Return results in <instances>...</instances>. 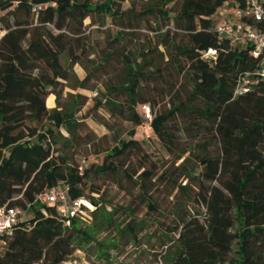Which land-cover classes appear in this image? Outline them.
Segmentation results:
<instances>
[{
	"label": "trees",
	"instance_id": "16d2710c",
	"mask_svg": "<svg viewBox=\"0 0 264 264\" xmlns=\"http://www.w3.org/2000/svg\"><path fill=\"white\" fill-rule=\"evenodd\" d=\"M112 2L0 0V206L26 211L0 264H68L77 251L86 260L91 257L92 264H125L118 256L128 246L140 247V235L150 225L136 216L133 203L108 207L98 188L86 196V181L94 175L132 182L142 190L135 197L153 212L160 210L148 194L153 180H170L173 189L193 192L203 206L194 214L177 209L174 226L160 223L163 233L177 231V237L162 241L160 253L147 256L145 264H156L158 256L161 264H264V80L233 96L239 74L259 67L260 61L249 54V45L219 36L214 19L224 7L243 6V0L151 2L140 15L171 19L175 40L164 43L161 62L123 54L118 81L106 86L104 102L98 100L111 114L129 120L130 129L89 166L70 163L64 150L56 154L61 139L68 145L61 130L75 136L81 124L77 108H47L45 102L52 103L57 84L68 81L72 65L79 62L75 41L86 18L92 13L118 21L130 18V9L120 12ZM170 3L177 4L175 10L166 8ZM20 10L24 17L17 15ZM128 23L123 27L132 28ZM209 48L216 50L215 57L203 59ZM112 57L107 51L102 65ZM85 81L77 86L85 87ZM144 83L170 86L168 107L155 109L153 117L151 111L150 120L141 105L156 108L163 99L145 92ZM146 123L174 154L169 169L159 172L155 162L152 168L145 163L135 168L127 160L136 153L151 161L143 153L144 143L135 138L136 128ZM60 184L71 198L87 197L94 206L90 223L74 217L64 225L56 207L38 198Z\"/></svg>",
	"mask_w": 264,
	"mask_h": 264
},
{
	"label": "rangeland",
	"instance_id": "374dc122",
	"mask_svg": "<svg viewBox=\"0 0 264 264\" xmlns=\"http://www.w3.org/2000/svg\"><path fill=\"white\" fill-rule=\"evenodd\" d=\"M89 1L101 3L107 0ZM153 1L155 0H113L112 7L120 12L130 9L126 13L130 17L129 19L124 18L123 21H118L109 15L92 13L91 17L84 20L79 41H75L78 46L76 52L79 62L72 65L69 72L70 79L68 81L60 80L57 84L56 94H51L52 103L47 104L45 102L47 108L60 105L58 110L62 108L63 110L71 108L73 110L77 108L78 110L75 116L81 126L77 128L75 136L69 135L62 129L61 134L66 138L68 145L65 146V139H61L54 146L58 150L56 154L61 150L66 151L70 163H81L89 166L92 162H100L103 153L109 150L118 138L125 137L126 131L130 129L129 120L120 114H111L106 107L98 103V100L104 102L103 97L106 93V86L111 83V80L118 81L117 74L120 73L118 71L122 68L123 54L135 59L140 56H154L158 62H161L159 54L165 50L164 43L170 39L175 40V25L171 19L165 20L160 16L140 15V12ZM176 7V3H170L166 8L175 10ZM17 15L24 17L26 13L20 10ZM219 18L218 15L214 17L215 20H219ZM10 20L12 22L13 18ZM129 21L132 28L123 27L127 26ZM118 32H120V37L118 40H114ZM3 33V31H0V36ZM107 51L112 52L113 57L109 59V65L103 66L101 63L103 62L102 57ZM116 57L119 59H116ZM96 66L100 67L96 69ZM84 78H86L85 87L77 86ZM144 86L145 92L150 95L158 94L159 100L163 99L156 108L150 105L153 117L155 109L168 107L170 86L160 83L158 85L144 83ZM81 95L85 97V100L81 99ZM172 122L173 125L179 127L177 120ZM144 127L143 125L136 128L135 138L144 143L143 153H148L151 156V161L144 160L141 154L136 153H129L127 160H130L135 168H138L139 164L142 163H145L146 168H152V164H154L152 162L156 163L159 172L167 167L170 168L174 154L160 143L150 129ZM177 128L175 127V132ZM172 178L177 184L182 180L175 176ZM184 183L185 181L182 184ZM172 185L170 180L166 183L153 180L148 194L153 200H157L160 206L158 212H153L148 210L140 198L135 197L142 190L124 178L120 180L111 176L94 175L86 181V196L90 195L92 190L98 188L102 192L101 198L108 207L133 203L136 216L146 219L150 225L140 235L142 241L140 247L128 246L122 250L118 259L123 263L142 262L145 264L144 259L147 256L154 258L155 253H160L162 241L168 244L170 238L177 237V231L174 234L163 233V228L160 226L162 222L174 226L177 209L185 214H194L196 210L204 211L203 206L196 201L193 192L183 194L177 188L173 189ZM168 192H171V194H168ZM92 196L97 197L98 195L94 193ZM84 199L88 200L87 197H84ZM87 261L92 263V258L89 257Z\"/></svg>",
	"mask_w": 264,
	"mask_h": 264
},
{
	"label": "built area",
	"instance_id": "2783aa9c",
	"mask_svg": "<svg viewBox=\"0 0 264 264\" xmlns=\"http://www.w3.org/2000/svg\"><path fill=\"white\" fill-rule=\"evenodd\" d=\"M243 6L233 8L224 7L226 16L220 17L216 25L219 36L228 38L233 44L249 45V54L258 59L259 67L244 71L237 77L233 96L245 94L254 88L259 81L264 80V0H243ZM216 50L209 48L202 53V58H214ZM141 111L146 120L151 119V110L148 104L141 105ZM144 128L150 129L148 123ZM47 205H54L64 225H69L71 218H79L84 223H90L94 206L83 197L71 198L65 184H60L38 195ZM26 211L18 206L4 204L0 206V254L7 246L8 238L12 235L16 224L23 220ZM112 255L116 253L112 252ZM77 260H70L68 264H92L81 251L75 253ZM119 258V256H118ZM156 264H161L157 257Z\"/></svg>",
	"mask_w": 264,
	"mask_h": 264
},
{
	"label": "crops",
	"instance_id": "0c3cea01",
	"mask_svg": "<svg viewBox=\"0 0 264 264\" xmlns=\"http://www.w3.org/2000/svg\"><path fill=\"white\" fill-rule=\"evenodd\" d=\"M218 16H220V17H225L226 14H225L223 11H220V13L218 14Z\"/></svg>",
	"mask_w": 264,
	"mask_h": 264
}]
</instances>
